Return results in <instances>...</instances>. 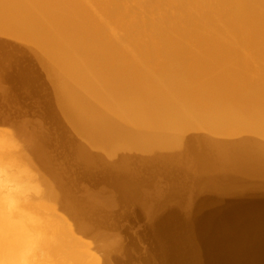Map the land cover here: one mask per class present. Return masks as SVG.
<instances>
[{
    "label": "bare ground",
    "instance_id": "obj_1",
    "mask_svg": "<svg viewBox=\"0 0 264 264\" xmlns=\"http://www.w3.org/2000/svg\"><path fill=\"white\" fill-rule=\"evenodd\" d=\"M254 3H261L256 11ZM248 22L264 26V0H0V34L6 39L19 40L22 48V51L20 47L15 48L20 62H16V73H12L13 78L18 79L13 83L18 82L19 89L27 88L33 108L42 120L41 127L38 125L41 132L27 134V143V139L22 143V139L18 138L19 143H26L24 151L32 156L38 175L28 169L29 166L21 158L19 146L14 147V139L0 133V264L109 263L106 248L102 255L91 257L88 244L79 242V237L73 234V225H79V220L72 216L89 210L82 206L79 199L66 203L69 197L65 192L70 182L59 173H54L52 166L43 164L49 159L46 148L63 145L66 140L69 144L77 136L83 138L81 146L73 142L72 149L78 157L92 158L93 163L86 169L89 174L98 169L94 160L100 161V158L94 156L110 145V157L120 154L132 158L125 168L138 163L141 158V164L145 163L149 169L161 170L167 173V177L173 178V175L170 176L173 164L177 161V166L189 164L195 170L191 181L196 183L197 192L230 195L251 190L264 193V29L259 32L261 27H257L258 39L254 41V46L251 44L258 54V58L254 55L256 61L251 54L252 47L247 43L249 40L244 41ZM252 33L255 35L254 31ZM4 41L0 42V49L2 52V48L9 46L5 54L7 61L10 59L7 57L14 55V48L9 45L12 41ZM26 50L31 51V59L39 63L40 70L31 67L32 61L27 59ZM247 50H250L249 55H246ZM251 59L256 61V64L253 62L254 68L252 63L248 64ZM241 60L246 64L245 68L252 65L248 69L252 68L251 73L243 68L249 72L248 75L242 73L244 65L239 66ZM75 63H80L82 68H72ZM0 65L2 67V63ZM2 72L5 75V71ZM40 75L47 77L46 83L51 88L45 86L46 83L41 84L42 81L41 85L30 84ZM66 77H103L100 101L75 103L77 92L71 90L68 95L60 94L64 87L70 89L69 86H72ZM6 94L9 95V92ZM3 99L6 101V97ZM103 100H109L110 105H101ZM197 111L203 113L196 114ZM116 122L117 126L112 129L111 125ZM13 148L19 153H15L17 151ZM83 148H88L90 154ZM94 165L96 168H93ZM121 168L106 167L100 178L121 191L129 190L137 197L141 179L137 178L136 172ZM39 179L50 191L42 188L44 185L39 183ZM96 179L98 181L99 178ZM184 188L187 191V187ZM170 191L169 196L158 197V202L164 199L178 203L180 191L175 188ZM102 195L105 196L104 193ZM91 201L95 202L94 199ZM137 201L143 203L138 197ZM104 205L108 206L109 201H104ZM233 206L228 207L231 209ZM97 207L92 205L91 212L97 211ZM260 210L257 208L256 211L262 213ZM106 216L109 217V214ZM249 217L253 221L248 218L245 222V233L238 229L239 234L234 236V239L241 238L238 241L243 242V247H247L251 238L258 237L264 228V222L256 215ZM121 252L117 254L121 255ZM259 256L262 255L257 254L254 258L259 259Z\"/></svg>",
    "mask_w": 264,
    "mask_h": 264
},
{
    "label": "rangeland",
    "instance_id": "obj_2",
    "mask_svg": "<svg viewBox=\"0 0 264 264\" xmlns=\"http://www.w3.org/2000/svg\"><path fill=\"white\" fill-rule=\"evenodd\" d=\"M254 4H255V11H256L258 8H260L259 5L261 3L259 5L257 3H254ZM257 27H261V28H258L259 32H262V30L264 29V26H262L260 24H255V23L251 24L249 22L246 23L245 28L248 31V33L251 34L252 31H254V33H255V35L253 33H252V35H249L247 33V35L245 36V38L247 40L245 39L244 41L247 42L249 40V42H247V43L250 46H251V44H253V46H254L255 45L254 43L256 42L255 40L258 39V36H256V31H255V30H257ZM253 35L257 38L253 37ZM0 37H1L0 40L3 39L0 42H3L4 39H6V37L2 34H0ZM251 38H253V39H251ZM15 40L16 39L13 40V39L7 38L4 41L5 43L12 41L9 45L12 44L14 46L13 47L11 45L12 48H14V52H13L14 55H12V57H10V56L7 57V59L10 58L11 61H10V59L7 61L5 59V57H6L5 54L7 53V50L10 49L9 46L6 44L8 48H2V52L0 49V54L2 55V56H0V59L2 58L0 60V62L2 63V67L0 65V70L5 71L4 72L5 75H3V72L0 71V73L2 72V74H0V78H1L0 79V90H1L0 96H2V97H0V103L2 104V105L0 104V110H2V111H0V115H1L0 116V127H1L0 133L9 137V139H14L13 140L14 141V147L18 148V146H19L20 149H18V150H19V152L20 151L22 152V153L20 152L22 160L24 162H26V166H29L28 169L29 170L31 169V172L36 174V172L38 171L37 167L35 166L36 164L31 160L32 156L30 155V153H25V152H27V150L24 151V148L26 147L25 144L28 142V136H30L31 134L34 135L35 133H39V131L41 132L42 129L40 128L41 127L40 123L42 124V120H40V118L37 116V114L35 112V109L33 108L34 105L31 102L30 93L28 90H27L28 92L26 91L27 88L25 89L24 87H20V89H21L20 90L19 89L20 85L18 86L19 83L18 82L13 83V82L18 80V79L16 80L15 77L13 78V75L16 73V70H17L16 62L19 61V59L17 58V56L19 57V54L16 53L17 50L15 48L18 49L20 47L19 49L22 51L20 41L19 40L15 41ZM17 43H19V44L17 45ZM253 46H251L252 48L251 47H248V48L252 49L251 54H253V59H255V58H258L257 57L258 54L256 52V49H254ZM3 50L6 52H4ZM30 52H31L30 50H26V55H28V56H26L27 59H30V61H32V63L30 64L31 67L35 66L34 67L35 69L37 68V70H40L39 63L37 64V61H33L34 59L33 60L31 59V57H33V56H30V54H31ZM249 52H250V50H249ZM249 52L247 50L246 55H249L250 54ZM254 55H256V57ZM253 59H251L252 62L249 60L248 64L252 63L253 66L252 65L251 66L254 68L257 59H255L256 61ZM242 60H241V63L239 62V66L244 65L242 67V73L243 74L246 73L245 75H248L249 72L250 73L252 72V68H251V70H248L251 67L250 65L249 66L247 65L248 67L245 68L246 64H244L243 63L244 60L243 61ZM9 61H10V63H9ZM11 62H12V64H11ZM11 66H13V68ZM77 66L82 68L81 67L82 65L80 63H75L74 65H72V68H75ZM6 67H7V69H6ZM243 68L247 69L249 72ZM8 70H9V72H8ZM243 70L245 72H243ZM6 72L9 74H7ZM12 73H14V74H12ZM7 75L9 78L7 77ZM54 78H56V77H54ZM66 78H67V80H69L72 83L73 87L69 86L70 89H68V87H64L60 91V94L68 95L71 93V90H73V92L75 91L74 93L77 92L75 103H79V102L85 103L86 102L87 104H89V103L91 104V102L94 103V102L100 101L99 97H100V93H101V90H102L103 85H104V78L103 77H95V78L94 77H91V78H89V77H72V78L66 77ZM39 79H40V81H39ZM46 80H47V77L40 75V77H37L35 80L31 81L30 84L31 85H36V84L39 85L41 81H42L41 84H45ZM10 82H12V83H10ZM77 83H78V85H77ZM7 84L9 85L8 87H7ZM1 85H2V87L4 86L3 88H5V89H3L1 87ZM12 85H14V87ZM45 86L51 88V86L48 85L47 83ZM12 88L13 89L16 88V89L13 90ZM22 89L24 92L22 91ZM11 90H13V91H11ZM19 90H20V92H19ZM8 92H9V95L6 94ZM13 93L15 94L14 96H13ZM11 94H12V96H11ZM27 94H29V95H27ZM21 95H24V96L21 97ZM25 95H26V98H25ZM5 97H6V101L3 99ZM12 97H13V99L16 98L18 100L13 101ZM23 98L25 99L24 101H23ZM96 98H98V99L96 100ZM26 99H27V101H26ZM108 101L109 100L101 101V105H103V106L110 105V103ZM8 102H10L11 105ZM25 103H27V104H25ZM7 104H8V106H7ZM5 106H7V107H5ZM23 106H25L26 108ZM13 107H14L15 111L13 110ZM18 108H20V109L18 110ZM24 110H27V111H24ZM92 110L95 111L94 109H92ZM8 112H9V115H8ZM16 112L18 113L17 115L14 114ZM6 113H7V115H5ZM195 113L201 115V113H203V112L197 111ZM22 115H24V118ZM28 115L29 116L32 115L33 117L32 116L29 117ZM17 116L19 117V119L17 118ZM6 117H8V118H6ZM28 118H30V119L32 118V119L30 120ZM5 119L7 120L6 123L4 122ZM24 119L28 120L29 122H27V121L24 122L25 121ZM20 120H22V121H20ZM10 121H12V123ZM31 122H32V125H31ZM23 123H25L27 125H25ZM21 124H22V126H25L26 128H24L22 126L20 127ZM117 124H118V122L114 123L113 125H111V128L112 127L115 128L117 126ZM38 125L40 127H38ZM11 127H12V130H11ZM19 128H21V130ZM22 129H23V131H22ZM13 130H14V132H12ZM24 130L26 131V133L24 132ZM27 130H29L28 133H27ZM10 132H12V133H10ZM2 134H0V137L2 136ZM27 134H29V135L27 136ZM19 137L22 140L24 139L23 141L22 140L20 141L22 143L25 142V139H27L26 143H24V144L19 143V140H20V139L18 140ZM21 137H23V138H21ZM16 139L18 142L16 141ZM82 140H83V138L77 136L69 144H68V141L66 140V141H64L65 143L64 142L62 143L63 145H60V146H57L54 148L53 147L52 148L51 147L46 148L45 153L49 159H48V161L46 160L45 163H43V164L46 165V167L52 166L54 168V173H56V174L59 173L61 175V177L63 176L62 178L64 180L70 182L68 185L69 189L66 188L67 191L65 192L67 195V198L69 197L68 198L69 201H66V203L74 202L75 199H79V200H81V203H83L82 206L84 207V205H85L87 207V210H89L86 212L87 214L82 211V212H79V214H76L74 217L72 216L73 219H76L77 221L79 220L78 221L79 225H77L76 227L73 225L72 232L76 237H79V239H80L79 242L83 241L84 244H86V245L88 244L87 245L88 249L90 248L89 250L92 252V253H90L91 257H92V255L96 256V257L102 255L105 252V248H106V250H108L107 252H109V255H108L109 256V258H108L109 263L108 264H110V263L111 264H122L123 263L122 260H124L123 264H125V263L126 264H145V263L146 264H264V262H263L264 261V228H262V230H261L262 233H259L258 237H252L251 238V243L247 247H243V242L238 241L241 238H239V239L235 238L234 239V236H237L239 234L238 229H240L241 232L245 233V231H244L245 229H243V228L246 224L245 222L248 221V218L251 219V221H253V218L249 217V215H251V214L256 215L257 219H261V221L264 222V209L260 210V211H263L262 213L256 211L257 208L264 207V193L254 192L251 190H243L239 193L230 194V195H219V194H214V193H208L207 191L206 192H197V186H195L196 183L192 184V181H191L193 175H195V172H193L195 170H193L194 168L191 167L189 164L184 163V165L182 164L181 166H177L176 164L178 161L176 162V164H173V169H172L173 171L170 174V176L173 175V178L167 177V173H163L161 170L160 171L159 170L154 171L152 169H149L148 166L144 165L145 163L141 164L142 163L140 161L141 158L140 159L137 158L138 160L137 159L136 160L138 161V163H140L143 166V168H142V166L140 167V165L138 163H136V164L134 163V164L130 165V167L126 166V168H125V164L129 163V161L132 158L131 159L125 158V156L122 155L123 156L122 157V156H120V154H116L114 157L113 156L110 157V155H112V146H110V145L104 147L105 151L104 150H101L100 152L98 151L96 156H94V154L91 153V155H93L94 157L100 158L99 160L100 161L102 160V161L100 162V161L94 160L98 169H96L95 172L93 170V172L89 174L86 172V169H87V167H89L93 163L92 158L90 159L89 157H78V155L75 154L73 152V149H72L73 148V146H72L73 142L78 143L80 145V143H82ZM66 144H68V145H66ZM15 145H17V146H15ZM51 146H53V144H51ZM82 147H84V146H82ZM57 148H58V150H57ZM15 149L13 148L14 151H17V149L16 150ZM83 149L85 150V152H88V154H90V152H89L90 150L88 148H83ZM109 151H110V154H109ZM19 152L17 151L15 153H19ZM12 153H13V151H12ZM57 154L59 155L58 158H57ZM67 154L70 157H67L68 156ZM75 155H77V156H75ZM98 155H99V157H98ZM51 157H53V158H51ZM65 157H67V158H65ZM54 159H56V160H54ZM60 160H62L63 163ZM75 160H76V162H75ZM114 160H115V162H114ZM27 162H29V163H27ZM64 162H66L67 164ZM69 162L71 163V165ZM54 163H56L58 167H56V164H54ZM113 163H115V164H113ZM62 164L66 165V166L69 165V166L66 167ZM30 165H31V167H30ZM174 165H176V167ZM32 166H34V167H32ZM96 166L94 165L93 168H96ZM60 167H62V168H60ZM69 167H70V169H69ZM106 167H107V169H109V167H112L113 169H119L120 167H122L123 169H127L130 172L131 171L136 172L137 178L141 179V181H142L137 186V188L139 189L140 192L137 189L138 192H136L137 193L136 196L138 197V200L141 199V201H143V203L141 204V202H138L137 197H135L129 190H122L121 191L117 186L112 185V184L108 183L107 181H102V179L100 178L101 177L100 173L102 174L103 171L106 170ZM138 168L140 169L141 173H140ZM144 168H146V169H144ZM33 169L35 171H33ZM188 169H189V171H188ZM191 169H192V171H191ZM98 171H99V173H98ZM146 171H148V172H146ZM183 171H184V175L182 174ZM38 173H39V171H38ZM38 173L36 175H38ZM148 173H150V174H148ZM152 173H153V175H152ZM159 173H163V174H159ZM188 173H191V174H188ZM70 175L73 179L70 178ZM92 175H94V177ZM96 176H98V177H96ZM163 176H165V177H163ZM156 177H158V178H156ZM186 177H187V179H186ZM96 178H99L100 181H99V179L97 181ZM147 178H148V180H147ZM174 178H176V179H174ZM188 178H189V180H188ZM172 179H173L174 183L172 182ZM40 180L41 179H39V181ZM159 180H160V182H158ZM161 181H162V183H161ZM184 181L185 182L187 181V183H185ZM188 181L191 183H188ZM39 183L41 184L42 181H40ZM83 183H84V185H83ZM147 183H148V185H147ZM160 183L163 185H161ZM166 183H167V185H166ZM81 184L83 186H81ZM169 184H170V186H169ZM176 184H178L177 185L178 188L176 187ZM42 185H44V186H42ZM42 185H41L42 188L46 189L45 191H47V192L50 191L49 187L46 184L42 183ZM78 185H80V186L77 187ZM183 185L185 187H187V191L185 190L186 188H184ZM192 185L195 186L196 189H194ZM84 186H86V187L84 188ZM155 186L159 187V189ZM166 186H168V188ZM75 187H76V189H75ZM153 187H155L157 189H155ZM78 188H79V190H78ZM93 188H94V190H93ZM110 188H111V190H110ZM113 188H115V189H113ZM174 188H175V190L180 191V195L178 198V200L180 202L177 200L178 203H175V202L170 203V202L163 201L164 199L161 200L160 202H158V200H159V198H161V196H162V198L165 197L166 195L169 196L172 192L170 190L174 191ZM189 188L194 190L195 192L190 190ZM112 189H113V191H112ZM101 190H102V192H101ZM153 190L155 191V193H153L154 192ZM147 191H150V192L148 193ZM165 191H168L169 193L165 192ZM181 191H182V193H181ZM99 192H100V195H99ZM110 192H111V194H110ZM193 192H194V194H193ZM103 193L106 196V198H105V196L102 195ZM115 193L117 194V196ZM141 193H143V194H141ZM189 193L190 194L192 193L193 197H192V195L189 196L190 195ZM86 194H87V196H86ZM152 195L153 196L156 195L154 198V200H156V201L153 200ZM89 196H91V197H89ZM129 197H131L132 200H129L130 199ZM146 197L147 198L151 197L152 200H150L151 198H149L147 200ZM102 198H104V199H102ZM133 198H135V199H133ZM188 198H189V201H187ZM91 199L92 200L94 199L95 202L91 201ZM106 199L109 201L108 206L104 205V201L106 203L108 202ZM127 200H129V201L127 202ZM90 201L92 204H90ZM118 201H120V202H118ZM162 201H163V203H162ZM99 203L101 205H99ZM143 204H144V206H143ZM150 204H151V206H150ZM182 204H183V207H182ZM231 204H233L235 206H233V208L230 209V207H228V206H231ZM92 205H94L96 207L98 205V207H99V208L97 207V209H96L97 211L94 212L95 214L91 212L92 211ZM187 206H189V207H187ZM103 207L105 209L106 208L107 209L104 210ZM109 208H111V210ZM188 208H190V209H188ZM151 210H152V212H151ZM111 211H112V213H111ZM96 212H98V213H96ZM113 212H115V213H113ZM91 213L93 215H91ZM108 214H109V217L106 216ZM114 214H115V216H114ZM116 214H118V215H116ZM77 216L79 217L78 219H77ZM103 216H105V217H103ZM101 217H103V218H101ZM57 218H59V217H57ZM80 218L82 220H80ZM110 219L111 220L114 219V220L111 221ZM114 221H116V222H114ZM81 222H82V224H81ZM104 223H105V225L106 224L107 225L105 226ZM103 226L105 227V229ZM86 228H88V229L86 230ZM102 230H104V232ZM90 232L93 234H90ZM87 233H89V234H87ZM106 233H108V234H106ZM200 233H202L201 237L199 236ZM104 234L107 236L109 235V237H108L109 239L107 237H105ZM239 237H241V236H239ZM97 238H98V240H97ZM117 239H118V241H117ZM107 242H108V244H107ZM83 243H82V245H83ZM101 246L104 250L101 249ZM117 248H118V250H117ZM96 249H98V250H96ZM100 250H101V252H100ZM110 251H112V252H110ZM120 251H122L123 253L121 252V255L117 254V253H120ZM257 254H261L262 256H259V259L258 258L256 259V258H254V256ZM130 257H132V258H130ZM112 259H113V262H112Z\"/></svg>",
    "mask_w": 264,
    "mask_h": 264
},
{
    "label": "water",
    "instance_id": "obj_3",
    "mask_svg": "<svg viewBox=\"0 0 264 264\" xmlns=\"http://www.w3.org/2000/svg\"><path fill=\"white\" fill-rule=\"evenodd\" d=\"M260 209H264V207H259Z\"/></svg>",
    "mask_w": 264,
    "mask_h": 264
}]
</instances>
